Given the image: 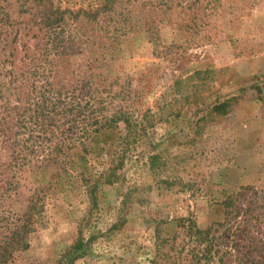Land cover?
Instances as JSON below:
<instances>
[{
	"label": "rangeland",
	"instance_id": "374dc122",
	"mask_svg": "<svg viewBox=\"0 0 264 264\" xmlns=\"http://www.w3.org/2000/svg\"><path fill=\"white\" fill-rule=\"evenodd\" d=\"M54 8L67 11L46 37ZM0 16L5 67L54 48L42 59L59 80L90 77L130 121L23 172L0 209H23L37 187L42 210L8 264H264V0H0ZM229 199L237 241L214 233L205 258L188 220L215 227ZM80 229L83 247L67 251Z\"/></svg>",
	"mask_w": 264,
	"mask_h": 264
},
{
	"label": "trees",
	"instance_id": "16d2710c",
	"mask_svg": "<svg viewBox=\"0 0 264 264\" xmlns=\"http://www.w3.org/2000/svg\"><path fill=\"white\" fill-rule=\"evenodd\" d=\"M66 11L54 8L41 19L46 37L58 34L57 28ZM4 19L6 17L0 16V21ZM52 49L45 45L31 55L26 53L23 55L25 60L18 65L11 61L9 67H5L0 62V206L7 192L19 187L23 172H40L47 162H53L57 155H63L75 147L86 151V140L91 134L107 129L113 123L122 121L130 125L129 116L121 107L108 111L104 99L94 94L96 89L91 88L93 82L90 77L76 79L72 84L64 82V78L59 80L53 66L45 64L46 59H42L45 55V58L59 55ZM235 100V96L229 97L216 108L223 110ZM115 160V165L107 169L105 183L116 181L114 171L121 168L122 159L116 156ZM41 189H33L23 209H0V264L12 262L18 252L29 247L28 236L34 230L42 210L38 194ZM95 189L96 185L86 181L85 192L91 206L96 204ZM232 206L231 199L224 201L225 219L215 227L200 229L188 220L187 232L195 240L205 242L198 249L205 258H210L213 248L214 252L220 250L216 246L214 233L221 231L220 236L225 237L226 234V239L234 236L233 242L237 241L238 234L230 232L232 211L235 210ZM80 233L81 229L67 251L73 253L83 247ZM240 247L236 244L234 248Z\"/></svg>",
	"mask_w": 264,
	"mask_h": 264
}]
</instances>
